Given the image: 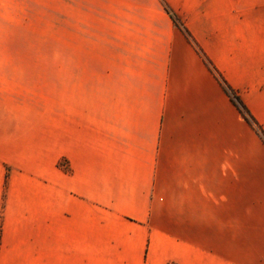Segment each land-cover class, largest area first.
Returning a JSON list of instances; mask_svg holds the SVG:
<instances>
[{
	"label": "crops",
	"instance_id": "1",
	"mask_svg": "<svg viewBox=\"0 0 264 264\" xmlns=\"http://www.w3.org/2000/svg\"><path fill=\"white\" fill-rule=\"evenodd\" d=\"M257 9L243 0H47L59 39L73 43L63 78L76 105L108 110L66 123L59 217L67 226L53 231L50 202L49 240L47 169L11 173L5 187L1 179L0 264H85L82 223L98 209L187 219L194 247L198 235L207 251L224 247L233 219L236 264H264V145L167 13L264 130V53L244 44L257 38ZM105 145L120 147L117 161L101 159ZM154 233L163 231H142L144 243Z\"/></svg>",
	"mask_w": 264,
	"mask_h": 264
},
{
	"label": "rangeland",
	"instance_id": "2",
	"mask_svg": "<svg viewBox=\"0 0 264 264\" xmlns=\"http://www.w3.org/2000/svg\"><path fill=\"white\" fill-rule=\"evenodd\" d=\"M243 1L257 2L253 16L260 21L254 30L256 40L245 42V47L263 54L264 0ZM59 23L58 17H47V0H0V181L4 179L5 187L11 173L47 169V240L50 202L53 231L67 226L59 217L61 174L70 172L65 157L66 123L75 113L82 117L108 110L76 105L75 85L63 78V67L75 63L67 57L73 43L59 39ZM256 106L257 111L263 109ZM103 147L102 160L119 159L118 145ZM232 221L225 230L224 247L207 251L198 247L202 245L198 235L194 247L187 219L111 217L98 209L82 223L85 264H236ZM71 225L76 226L75 219ZM156 225L163 233H154L144 243L142 231ZM56 234L52 240H60ZM63 240L74 239L65 236ZM141 241L143 251L137 256Z\"/></svg>",
	"mask_w": 264,
	"mask_h": 264
},
{
	"label": "trees",
	"instance_id": "3",
	"mask_svg": "<svg viewBox=\"0 0 264 264\" xmlns=\"http://www.w3.org/2000/svg\"><path fill=\"white\" fill-rule=\"evenodd\" d=\"M167 13L173 20L175 26L183 33L187 41L195 48V51L201 58L202 62L212 74L214 79L217 81L223 92L226 94L232 105L236 108L241 118L245 121V123L251 128V130L258 136L264 145V130L261 125L257 122V120L250 113L246 105L241 100L239 94L231 88V86L227 83L223 75L215 68V66L211 63V61L202 53L196 43L192 40L190 34L182 25V23L173 15L170 11L167 10Z\"/></svg>",
	"mask_w": 264,
	"mask_h": 264
}]
</instances>
